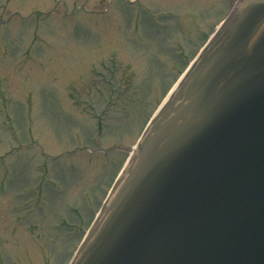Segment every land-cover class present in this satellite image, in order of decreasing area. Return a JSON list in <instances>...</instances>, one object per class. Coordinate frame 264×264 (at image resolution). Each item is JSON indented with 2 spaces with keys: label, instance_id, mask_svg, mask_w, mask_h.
Listing matches in <instances>:
<instances>
[{
  "label": "rangeland",
  "instance_id": "374dc122",
  "mask_svg": "<svg viewBox=\"0 0 264 264\" xmlns=\"http://www.w3.org/2000/svg\"><path fill=\"white\" fill-rule=\"evenodd\" d=\"M232 2L0 0V264L69 261Z\"/></svg>",
  "mask_w": 264,
  "mask_h": 264
},
{
  "label": "water",
  "instance_id": "95a60500",
  "mask_svg": "<svg viewBox=\"0 0 264 264\" xmlns=\"http://www.w3.org/2000/svg\"><path fill=\"white\" fill-rule=\"evenodd\" d=\"M70 264H264V0H236Z\"/></svg>",
  "mask_w": 264,
  "mask_h": 264
}]
</instances>
